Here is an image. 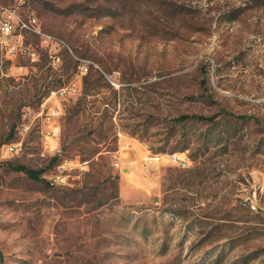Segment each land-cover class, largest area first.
Masks as SVG:
<instances>
[{
    "label": "rangeland",
    "instance_id": "obj_1",
    "mask_svg": "<svg viewBox=\"0 0 264 264\" xmlns=\"http://www.w3.org/2000/svg\"><path fill=\"white\" fill-rule=\"evenodd\" d=\"M0 3L96 63L0 47V264H264V0Z\"/></svg>",
    "mask_w": 264,
    "mask_h": 264
},
{
    "label": "built area",
    "instance_id": "obj_2",
    "mask_svg": "<svg viewBox=\"0 0 264 264\" xmlns=\"http://www.w3.org/2000/svg\"><path fill=\"white\" fill-rule=\"evenodd\" d=\"M35 34L40 37L42 45L49 48L51 52V57L54 61H60L61 57L57 53L59 48H68L72 52L73 56L77 60L78 69L81 75L87 74L93 65L96 63L85 57H80L74 54L72 48L67 45V43L53 35L52 33H47L40 29V26L37 25L34 12H29L24 14L20 11L18 5H7L0 3V47L3 49L6 48V55L9 60L13 61L18 58L19 55H27L31 58V53L37 52V50L32 46L31 43L27 42V35ZM52 52H56L53 54ZM34 61V60H33ZM17 73L12 72L14 76H21L27 73L28 66L24 64H15ZM79 86L77 82H71L70 84L63 85L59 88L52 89L48 95V99L52 98H64L69 95L75 94L78 92ZM45 104V103H44ZM59 107L52 108V114L56 115L59 113ZM57 127V126H56ZM55 127V128H56ZM59 128V127H57ZM18 149V142L9 143L7 145L8 152H15ZM173 157L179 160V163L182 166L188 164V160L181 158L177 153L172 154ZM154 159H160L161 155H156ZM119 165V162H117ZM59 167H64V164L59 165ZM52 183H64L65 176L61 174H56L51 177ZM253 207H256L253 205Z\"/></svg>",
    "mask_w": 264,
    "mask_h": 264
},
{
    "label": "trees",
    "instance_id": "obj_3",
    "mask_svg": "<svg viewBox=\"0 0 264 264\" xmlns=\"http://www.w3.org/2000/svg\"><path fill=\"white\" fill-rule=\"evenodd\" d=\"M91 88H93V87H92V85L89 84V80H87V78H86V80H85V94H86V95H89V90H90ZM79 104H81V103H79ZM75 112H76V111L74 110V114H72V115L70 116L69 119H72L73 116L76 115ZM192 119L207 120V121L214 120L213 117H208V116H204V115H195V114H189V113H185V114H182V115L176 117V121H177V122H180V121H185V122H187V121L192 120ZM223 138H224L223 136H220L219 138H217V139L215 140V142H216L217 144H219V143L223 140ZM226 139H228V138L226 137ZM188 148H189V147H188V144H185V145H184L183 147H181V148H174L173 151L170 152V153L173 154V153H176V152H184V151H185L186 149H188ZM206 148L209 149V145H207ZM59 154H60V153H58V154H56V155H54V156L52 157V159H51V160H52V163H56V162L60 161V160H59V159H60V158H59ZM95 155H96V153L92 154V155L89 157V159L95 157ZM190 156H191V155H190ZM195 156H197V154H196V155H192L191 157L195 158ZM101 158H102V157H101ZM84 160H85V159H84ZM13 167H14L16 170H18V171H23V172H25L29 177H31L32 179H35V180H40V179H42V178H43V174H44V172H45V169H44V168L35 169V168H31V167H29V166H27V165H25V164H17V165H13Z\"/></svg>",
    "mask_w": 264,
    "mask_h": 264
},
{
    "label": "crops",
    "instance_id": "obj_4",
    "mask_svg": "<svg viewBox=\"0 0 264 264\" xmlns=\"http://www.w3.org/2000/svg\"><path fill=\"white\" fill-rule=\"evenodd\" d=\"M54 139H55V138H54ZM52 144H53L52 141H51L50 139H48V140H47V148H49L48 150H49L50 152H51L52 150H54L53 147H52ZM126 146H128V147L131 148V143L128 142Z\"/></svg>",
    "mask_w": 264,
    "mask_h": 264
},
{
    "label": "bare ground",
    "instance_id": "obj_5",
    "mask_svg": "<svg viewBox=\"0 0 264 264\" xmlns=\"http://www.w3.org/2000/svg\"><path fill=\"white\" fill-rule=\"evenodd\" d=\"M34 16H35V18H36L37 25H38V26H40V23H39L38 16H37V15H35V14H34ZM40 29H41V26H40ZM41 30H42V29H41ZM36 55H37V52L31 53V56H32V57H33V56H36Z\"/></svg>",
    "mask_w": 264,
    "mask_h": 264
}]
</instances>
